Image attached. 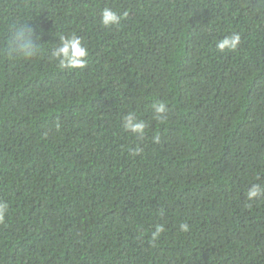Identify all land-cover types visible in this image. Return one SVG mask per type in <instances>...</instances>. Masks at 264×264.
Masks as SVG:
<instances>
[{"label":"trees","instance_id":"trees-1","mask_svg":"<svg viewBox=\"0 0 264 264\" xmlns=\"http://www.w3.org/2000/svg\"><path fill=\"white\" fill-rule=\"evenodd\" d=\"M105 7L118 24L100 23ZM16 22L38 55L4 51ZM72 34L82 69L51 58ZM129 112L143 138L123 129ZM252 184L264 189V0H0V264H264Z\"/></svg>","mask_w":264,"mask_h":264},{"label":"clouds","instance_id":"clouds-1","mask_svg":"<svg viewBox=\"0 0 264 264\" xmlns=\"http://www.w3.org/2000/svg\"><path fill=\"white\" fill-rule=\"evenodd\" d=\"M124 15H127L125 13ZM121 15L116 10L105 7L100 12V23L105 26L116 25L120 22ZM10 35L6 42L4 51L13 59H29L40 53L41 46L37 43V38L40 36L35 33L32 27L27 25V22H16L9 27ZM58 43L51 50V58L57 61L59 67L68 69L84 68L86 66L85 57L88 56V49L82 45L81 39L75 34L72 35H59L57 37ZM240 43L239 33L226 35L216 42V48L223 52L225 50H235ZM155 119L163 122L166 119V105L163 102H158L153 106ZM122 127L125 131L136 134L138 137L143 138L145 129L147 127L143 120H140L132 112H129L123 117ZM153 142H159V137L154 136ZM142 151L138 146L134 149L133 155H137ZM264 195V189L257 184H252L246 193L248 200H254ZM8 210V204L0 201V222L5 218ZM160 215H163L161 210ZM190 225L181 223L179 230L181 232H188ZM166 231L163 223L156 224L150 234V243L155 245L159 240L162 233Z\"/></svg>","mask_w":264,"mask_h":264}]
</instances>
